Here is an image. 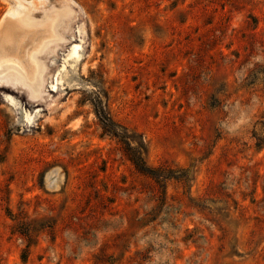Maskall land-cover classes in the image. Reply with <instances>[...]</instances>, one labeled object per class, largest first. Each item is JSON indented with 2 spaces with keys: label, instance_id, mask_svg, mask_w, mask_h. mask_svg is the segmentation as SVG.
<instances>
[{
  "label": "rangeland",
  "instance_id": "obj_1",
  "mask_svg": "<svg viewBox=\"0 0 264 264\" xmlns=\"http://www.w3.org/2000/svg\"><path fill=\"white\" fill-rule=\"evenodd\" d=\"M43 41L36 92L0 66V264H264V0H0V65Z\"/></svg>",
  "mask_w": 264,
  "mask_h": 264
},
{
  "label": "bare ground",
  "instance_id": "obj_2",
  "mask_svg": "<svg viewBox=\"0 0 264 264\" xmlns=\"http://www.w3.org/2000/svg\"><path fill=\"white\" fill-rule=\"evenodd\" d=\"M46 18L48 19L49 27H51L49 37H52L55 34L54 29L57 26V22L60 20V13L51 12ZM30 19L29 11L20 10L15 19H11L5 24L2 30V44L7 47L14 42L16 43L17 36L30 27ZM44 43V41L40 45L37 43L32 50L29 49L28 51L24 47L20 53L22 55L17 54L14 57L2 56L1 72H10L15 77V81L18 80L25 85H31L34 92H36L35 86L37 84L35 81L42 76V67L36 61V52H39Z\"/></svg>",
  "mask_w": 264,
  "mask_h": 264
},
{
  "label": "trees",
  "instance_id": "obj_3",
  "mask_svg": "<svg viewBox=\"0 0 264 264\" xmlns=\"http://www.w3.org/2000/svg\"><path fill=\"white\" fill-rule=\"evenodd\" d=\"M96 113L103 122L104 131L118 139L122 144L123 151L133 167L139 173L152 179L160 189L163 190L167 182L173 179L183 181L185 184L191 181L188 175V169H183L184 172H187V175L181 176L177 174V170L172 169L169 166L149 165L146 159L148 149L143 141H137L133 136L129 135L127 131H124V128L122 129V127L113 120L102 105H96ZM196 206L201 207L202 205Z\"/></svg>",
  "mask_w": 264,
  "mask_h": 264
}]
</instances>
